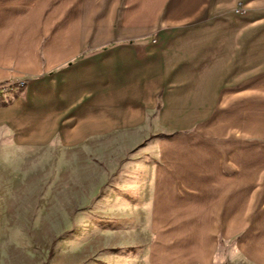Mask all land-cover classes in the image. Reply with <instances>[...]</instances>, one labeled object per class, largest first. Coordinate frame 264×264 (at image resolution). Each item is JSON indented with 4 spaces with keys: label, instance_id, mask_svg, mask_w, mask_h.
Segmentation results:
<instances>
[{
    "label": "crops",
    "instance_id": "crops-1",
    "mask_svg": "<svg viewBox=\"0 0 264 264\" xmlns=\"http://www.w3.org/2000/svg\"><path fill=\"white\" fill-rule=\"evenodd\" d=\"M238 1L264 12V0H0V82L29 79L0 106V125L27 143L75 147L191 127L240 47L235 31L202 27L228 21ZM194 137L160 141L149 166L152 261L264 264V175Z\"/></svg>",
    "mask_w": 264,
    "mask_h": 264
},
{
    "label": "rangeland",
    "instance_id": "rangeland-1",
    "mask_svg": "<svg viewBox=\"0 0 264 264\" xmlns=\"http://www.w3.org/2000/svg\"><path fill=\"white\" fill-rule=\"evenodd\" d=\"M262 10L252 11L238 1L233 8L225 7L222 16L228 21L202 27L210 37L215 31H235L240 47L233 55L230 50L222 64L226 80L210 104L209 116L189 128L143 136L114 134L75 147L27 143L0 125V264H171L151 258L156 233L148 212L151 186L146 176L158 158L157 143L182 133L192 132L193 140L211 144L221 157L231 150L235 158L255 160L243 169L260 181ZM28 82V76L0 82V106L23 95ZM114 158H119L118 167L109 174L113 168L108 162ZM220 260L215 264H231Z\"/></svg>",
    "mask_w": 264,
    "mask_h": 264
}]
</instances>
